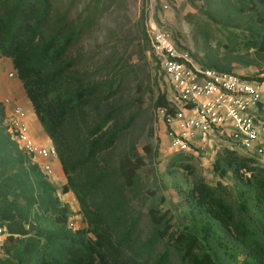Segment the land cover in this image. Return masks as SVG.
Here are the masks:
<instances>
[{"label":"trees","instance_id":"1","mask_svg":"<svg viewBox=\"0 0 264 264\" xmlns=\"http://www.w3.org/2000/svg\"><path fill=\"white\" fill-rule=\"evenodd\" d=\"M79 1L0 0V54L11 58L37 118L56 145L67 177L62 189L75 193L86 222L72 227L69 206L56 197L50 224L26 235L19 224L29 222V207L8 202L13 189L6 191L1 182L18 163L0 161V224L9 221L13 231L1 248L0 264H264V165L256 154L221 148L213 165L221 175L233 172L230 184L211 183L191 161L195 153L176 151L170 164L193 176L186 193L188 221L163 209L153 191L145 189L141 168L146 161L138 152L123 153L114 171L83 176L117 145L141 111L133 99L116 101L131 69L115 63L103 76L101 68L83 69L95 52L77 50L78 42L106 5L90 0L74 14ZM236 10L248 13L245 41L264 51V0H240ZM147 42L151 48L149 35ZM208 66L232 70L219 59ZM167 102L166 91L154 101L155 106ZM5 113L0 102V122ZM2 128L0 124L5 151L10 143L18 147ZM18 149L19 162L29 160L32 170L43 171ZM44 174L39 184L49 192L54 185Z\"/></svg>","mask_w":264,"mask_h":264},{"label":"rangeland","instance_id":"2","mask_svg":"<svg viewBox=\"0 0 264 264\" xmlns=\"http://www.w3.org/2000/svg\"><path fill=\"white\" fill-rule=\"evenodd\" d=\"M88 1L90 0H80L74 14ZM102 1L106 5L104 13L85 32L77 45L79 51L95 52L94 58L83 69L93 71L101 68V76L110 71L115 63L131 69L126 88L116 101L133 99L136 108H140L141 115L117 145L87 168L83 176L104 169L114 171L123 153L138 152L146 161L141 168L145 189L153 191L152 198L163 209L172 211L179 220L182 218L188 221L190 218L186 193L193 176L177 164H170L176 150L170 145L163 125L155 117V98L159 92L166 91L168 84L147 42L148 29L152 24H157L172 30L179 46L188 50L192 59L202 66H208L211 60L219 59L223 66L248 75L264 74V51L257 50L244 39L243 34L245 37L249 35L246 26L248 13L236 10L240 0ZM9 59L10 57L0 54V77L8 74L11 68ZM262 121L260 141L263 142L264 120ZM0 124L4 128L3 133L5 130L8 132L5 119ZM10 145V151H5L6 141L0 138V161H17L18 164L14 168H8V173L3 174L1 182L6 191L13 189L6 199L8 202L11 200L15 205L25 204L29 207V222L20 223L19 229H25L28 235L34 233L38 226H48L49 217H53L56 197L60 198V203L69 206L68 215L72 227L86 225L75 193L72 190L64 192L62 189L67 182L64 171L57 173L55 170L50 177L54 189L45 191L39 184L44 172L32 170L29 160L19 162L21 152L13 143ZM147 145L150 146L149 149ZM223 146L236 147L227 137H213L206 143L205 153H195L191 161L196 165L197 172L211 183L222 180L233 184L235 179L232 171L221 175L220 170L213 165ZM237 150L252 152L242 146ZM255 156L264 165V154ZM46 205L48 210L44 208ZM2 206L4 203L0 207ZM2 225L7 227L9 235L13 232L9 221ZM19 229L16 233L22 235Z\"/></svg>","mask_w":264,"mask_h":264},{"label":"built area","instance_id":"3","mask_svg":"<svg viewBox=\"0 0 264 264\" xmlns=\"http://www.w3.org/2000/svg\"><path fill=\"white\" fill-rule=\"evenodd\" d=\"M151 48L167 81L166 104L155 107V117L163 125L176 151L205 153L213 137H227L237 147L263 155L260 141L264 109V74L248 75L235 70L202 66L182 49L172 30L152 24L148 29ZM15 76V71H10ZM0 102L5 105V121L10 137L34 163L50 177L58 158L54 142H38L24 107L0 86ZM248 153V152H246ZM9 235L0 224V251Z\"/></svg>","mask_w":264,"mask_h":264},{"label":"crops","instance_id":"4","mask_svg":"<svg viewBox=\"0 0 264 264\" xmlns=\"http://www.w3.org/2000/svg\"><path fill=\"white\" fill-rule=\"evenodd\" d=\"M9 62L11 64V68L8 71L7 75H2L0 77V86L3 88L4 92L10 94L15 99L16 102H18L24 107L26 116L30 122L32 132L36 140L43 144H48L52 142V139L47 134L43 125L37 118L32 102L27 96L21 80L16 75L11 76L9 74L10 71H14L11 58L9 59ZM54 165H55V170L57 171V173H60V171H63L62 164L59 159L55 160Z\"/></svg>","mask_w":264,"mask_h":264}]
</instances>
